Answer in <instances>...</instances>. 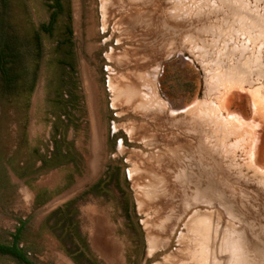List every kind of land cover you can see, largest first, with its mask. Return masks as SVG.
Returning <instances> with one entry per match:
<instances>
[{"label": "rangeland", "instance_id": "rangeland-1", "mask_svg": "<svg viewBox=\"0 0 264 264\" xmlns=\"http://www.w3.org/2000/svg\"><path fill=\"white\" fill-rule=\"evenodd\" d=\"M15 243L30 264H264V0H0Z\"/></svg>", "mask_w": 264, "mask_h": 264}, {"label": "trees", "instance_id": "trees-1", "mask_svg": "<svg viewBox=\"0 0 264 264\" xmlns=\"http://www.w3.org/2000/svg\"><path fill=\"white\" fill-rule=\"evenodd\" d=\"M18 239H15L17 242ZM0 255H6L11 258H13L15 261L21 263V264H30L26 258L25 255L18 249L16 246V243L13 244V246L7 247V246H0Z\"/></svg>", "mask_w": 264, "mask_h": 264}, {"label": "bare ground", "instance_id": "bare-ground-1", "mask_svg": "<svg viewBox=\"0 0 264 264\" xmlns=\"http://www.w3.org/2000/svg\"><path fill=\"white\" fill-rule=\"evenodd\" d=\"M246 1V0H245ZM253 3V2H252ZM202 4H203V2H202ZM263 4V3H262ZM200 5V4H199ZM232 6V5H231ZM256 6H259V5H256ZM198 7V6H197ZM199 8V7H198ZM202 8V7H201ZM254 8H255V6H254ZM200 9V8H199ZM197 12V11H196ZM213 13H211V15H212ZM209 15V14H208ZM215 15V14H214ZM229 15V14H228ZM252 15V14H251ZM253 15H256V14H253ZM213 17V16H212ZM204 18V17H203ZM220 18V17H219ZM202 19V18H201ZM210 19V18H209ZM208 19V20H209ZM222 19V18H221ZM219 20V19H218ZM222 21H220V23H221ZM180 23V22H179ZM191 23V22H190ZM171 25V24H170ZM203 26V25H202ZM201 26V27H202ZM254 28V27H253ZM159 32V31H158ZM156 35V34H155ZM166 40V39H165ZM201 41V40H200ZM167 42V41H166ZM174 42V41H173ZM146 58V57H145ZM140 86V85H139ZM139 182V181H138ZM193 182V181H192ZM202 192V191H201ZM245 199V198H244ZM161 227V226H160ZM256 256V255H255ZM257 258V257H256ZM258 260V259H257ZM253 264V263H252ZM259 264V263H258Z\"/></svg>", "mask_w": 264, "mask_h": 264}]
</instances>
